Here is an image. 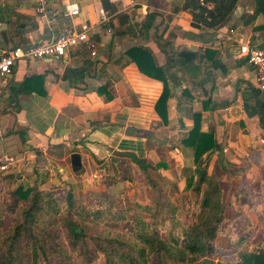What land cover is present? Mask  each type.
Instances as JSON below:
<instances>
[{
	"label": "crops",
	"instance_id": "crops-1",
	"mask_svg": "<svg viewBox=\"0 0 264 264\" xmlns=\"http://www.w3.org/2000/svg\"><path fill=\"white\" fill-rule=\"evenodd\" d=\"M183 1L110 0L115 11L101 24L102 0H49L56 18L46 25L35 13L34 0H0L5 48L39 44L80 23L93 26L96 43L94 56L78 47L64 57L21 62L0 95V157L13 158L9 173L17 185L71 191L77 197L110 193L108 181L120 174V160L128 159L113 152L147 158V146L167 150L169 157L159 161L165 169L159 171L172 179L170 172L193 168V151L181 140L194 114L201 115V131L214 132L220 147V156L209 154V172L224 167L226 175L247 161L249 176L237 177L242 182L257 177L264 166V95L233 38L241 34L251 46L264 48V16L246 23L254 3L239 0L222 26H194L191 14L180 9ZM68 2L79 5L78 17L62 15ZM135 48L146 51L167 79L165 123L154 108L163 85L138 70L128 53ZM136 59L144 62L138 54ZM32 76L42 81L16 97L19 84ZM128 127L134 134L126 135ZM72 154L80 158L78 169L71 165ZM173 177L182 190L184 179ZM120 185L128 189L130 177Z\"/></svg>",
	"mask_w": 264,
	"mask_h": 264
},
{
	"label": "trees",
	"instance_id": "trees-1",
	"mask_svg": "<svg viewBox=\"0 0 264 264\" xmlns=\"http://www.w3.org/2000/svg\"><path fill=\"white\" fill-rule=\"evenodd\" d=\"M238 1L184 0L180 9L191 14L194 26L201 24L217 28L230 19ZM253 3L252 14L246 23L264 16V0H253ZM204 4L212 7L207 8ZM102 7L107 15L115 11L110 0H102ZM128 53L142 74L162 83V92L154 108L165 123L170 89L162 69L150 62L149 54L144 50L135 48ZM137 54L144 57L143 63L137 61ZM41 81V76L24 79L18 86L16 97L30 93L32 85ZM181 143L193 151V168L180 170L179 176L184 179L182 190L174 178L161 175L162 184L159 185L148 173L149 169L155 172L165 169L164 163L153 165L135 153L128 155L153 190V196L146 203L137 201L134 196L128 199L124 190L116 196L108 193L97 196L92 206L81 208L75 205L76 199L71 191H43L17 185L8 192L7 212L0 216V264H77L72 254L80 260L79 264H93L99 256L103 257L104 264H164L166 259L174 264H200L201 260L211 258L220 236L228 237L232 250L231 260L222 264H264V237L253 242L248 234L238 230L235 221L230 224L225 215L224 193L229 186L224 187L221 177L209 172V154L218 151L220 156V147L214 132L201 131L200 114L193 115V126ZM244 162L228 169L229 174L243 175L249 165ZM221 169L225 173L224 167ZM3 179L13 183L15 177L8 174ZM242 180V188L234 192L236 196L247 195L244 184H251V179ZM186 192L195 199V218L183 221L178 215L181 209L170 195ZM116 197L125 200L121 207L116 205ZM74 211L94 218L109 215L113 224H121L122 229L116 230V234L94 232L89 235L73 217ZM11 213L16 216L10 217L5 226L4 217ZM54 217L59 218L66 229L71 252L52 223ZM234 226H238L236 230L240 233H232L236 231Z\"/></svg>",
	"mask_w": 264,
	"mask_h": 264
},
{
	"label": "rangeland",
	"instance_id": "rangeland-1",
	"mask_svg": "<svg viewBox=\"0 0 264 264\" xmlns=\"http://www.w3.org/2000/svg\"><path fill=\"white\" fill-rule=\"evenodd\" d=\"M148 157L147 160L155 165L159 161H164L167 157H169V154L167 150H159V151H150L148 146ZM139 157H142L143 155L140 153L137 154ZM121 170L120 174H115V176L112 177L111 181H108L109 186L111 185V192L108 193L111 196H116L119 192L124 191L128 195V199L134 198L142 203H146L149 201V199L153 196V190L146 184L143 174L139 171V169L136 167L135 164H133L128 159L120 160ZM125 165V166H124ZM230 169V168H229ZM111 167H109L110 172ZM153 171L151 169L148 170V173L151 175L153 179L157 181L159 185L162 184L161 181V173L159 171ZM211 170V169H210ZM10 171V170H9ZM8 172H0V216H2L5 211L6 207L8 205L9 201V191L13 190L15 187H17V183L15 182V179L13 183H9L8 180H4L3 177L10 174ZM106 172V173H107ZM178 172V174L176 173ZM213 172L214 171H210ZM258 175L257 177H253V181L251 184H244L246 187L247 195L240 194L236 196L234 192L240 188H242V181H240V176H229V174H224L221 172V170L216 168V175L220 180L225 181L223 183L224 187H226V184L229 186V189L225 191L224 198H225V215L229 219L230 224H232L233 221H235V224L238 225L237 227H233L234 230H242L244 234H248L252 241L255 242L259 240L260 238L264 237V166L261 167L257 171ZM171 173V177L173 175H180L179 170H174ZM247 176L248 173L245 172ZM221 175V176H220ZM124 176L130 177L131 185L128 189L121 188L120 181L123 180ZM243 176V175H241ZM111 177H109L110 179ZM239 181L241 183H239ZM262 181V182H260ZM108 185V184H107ZM105 193H90V196L84 197H75V205L83 208H87L86 206H92V203H94V200L97 196L104 195ZM171 199L179 206L181 209L178 212L179 217L183 221H187V219L195 218V199L192 197V194L190 192H186L183 195H176L171 194ZM62 198V197H61ZM125 200H122L119 197L115 198L116 205L121 207L122 203ZM132 203L133 201L130 200ZM95 211V209H94ZM7 212V211H6ZM73 217L76 218L78 224L83 226L86 229V232L89 235H92L94 232H102L104 235L111 233L116 234V230H121L122 225H115L110 219L109 215L100 216L98 218H94L92 215L87 216L86 214L78 215L73 212ZM16 216V213H11L9 216L4 217V225L7 226L10 222V217L14 218ZM55 218V217H54ZM52 223H54L55 229L58 231L59 236L62 238L64 244H67V250L68 252H71V249L68 246V242L66 241V229L62 226L61 220L59 218H55V221L53 219ZM238 230L232 232V233H240ZM232 231V230H231ZM74 262L79 264L80 260L75 256V254H72ZM232 256V250L229 248V241L228 237L226 236H220L217 240V249L213 252L211 258H209L212 262V264H222L226 263L231 260ZM203 260L200 261V264H202ZM93 264H104V260L102 256H99V258L93 263ZM164 264H174L170 260L166 259Z\"/></svg>",
	"mask_w": 264,
	"mask_h": 264
},
{
	"label": "built area",
	"instance_id": "built-area-1",
	"mask_svg": "<svg viewBox=\"0 0 264 264\" xmlns=\"http://www.w3.org/2000/svg\"><path fill=\"white\" fill-rule=\"evenodd\" d=\"M35 13L41 23L49 25L55 20L56 14L49 8V0H34ZM203 5V3L201 2ZM211 8V4H204ZM80 14V8L77 3L68 2L64 5L62 15L66 18H76ZM99 23H105L108 20L107 13L99 10ZM201 25V24H199ZM93 26L88 23H80L63 28L57 35L50 40L31 45H17L12 48H5L0 39V95L8 85L13 76L16 67L21 62H30L42 60L45 58L64 57L68 50L83 47L89 50L90 54H96V43L91 39ZM233 41L239 45V54L244 57L256 73V87L264 95V48L254 47L245 40L244 36L238 34ZM263 143V141H262ZM13 158L7 155L0 157V172H8L13 165ZM98 179L97 175H93Z\"/></svg>",
	"mask_w": 264,
	"mask_h": 264
},
{
	"label": "water",
	"instance_id": "water-1",
	"mask_svg": "<svg viewBox=\"0 0 264 264\" xmlns=\"http://www.w3.org/2000/svg\"><path fill=\"white\" fill-rule=\"evenodd\" d=\"M136 130L132 127H128L125 131L126 135H132L134 134ZM113 155L115 156H128L129 153H121V152H113ZM80 164V158L77 154H72L71 156V165L74 169H78ZM202 264H212L210 259H204Z\"/></svg>",
	"mask_w": 264,
	"mask_h": 264
}]
</instances>
